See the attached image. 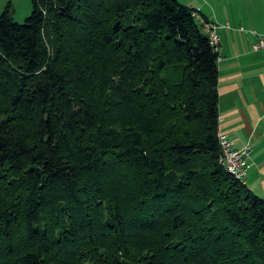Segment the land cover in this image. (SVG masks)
I'll return each mask as SVG.
<instances>
[{"label": "trees", "instance_id": "obj_1", "mask_svg": "<svg viewBox=\"0 0 264 264\" xmlns=\"http://www.w3.org/2000/svg\"><path fill=\"white\" fill-rule=\"evenodd\" d=\"M0 14V264H264L221 166L219 53L178 0Z\"/></svg>", "mask_w": 264, "mask_h": 264}, {"label": "crops", "instance_id": "obj_2", "mask_svg": "<svg viewBox=\"0 0 264 264\" xmlns=\"http://www.w3.org/2000/svg\"><path fill=\"white\" fill-rule=\"evenodd\" d=\"M178 1L208 21L229 25L220 30L218 130L234 148L252 147L245 186L264 200V55L251 50L250 33H264V0Z\"/></svg>", "mask_w": 264, "mask_h": 264}, {"label": "built area", "instance_id": "obj_3", "mask_svg": "<svg viewBox=\"0 0 264 264\" xmlns=\"http://www.w3.org/2000/svg\"><path fill=\"white\" fill-rule=\"evenodd\" d=\"M194 16L203 25V29L207 34L211 47L218 52L221 43L220 30L228 29L229 25L207 22L197 14ZM239 30L244 31L243 28H239ZM250 33L255 37L251 50L255 53L258 52L264 55V33L256 31H250ZM217 138L222 151L220 158L221 166L236 181L245 185L250 169V157L253 151L252 147L247 144L241 148H234L233 144L219 130L217 132Z\"/></svg>", "mask_w": 264, "mask_h": 264}, {"label": "rangeland", "instance_id": "obj_4", "mask_svg": "<svg viewBox=\"0 0 264 264\" xmlns=\"http://www.w3.org/2000/svg\"><path fill=\"white\" fill-rule=\"evenodd\" d=\"M12 5V18L14 22L23 24L32 12L31 0H10ZM8 0H0V14L4 11Z\"/></svg>", "mask_w": 264, "mask_h": 264}]
</instances>
